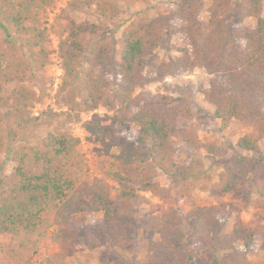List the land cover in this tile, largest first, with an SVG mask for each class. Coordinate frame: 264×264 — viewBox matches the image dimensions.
<instances>
[{
  "label": "trees",
  "instance_id": "trees-1",
  "mask_svg": "<svg viewBox=\"0 0 264 264\" xmlns=\"http://www.w3.org/2000/svg\"><path fill=\"white\" fill-rule=\"evenodd\" d=\"M55 1L0 0V28L6 35L0 41V157L6 155L10 165L8 171L0 167L1 252L22 260L29 250L37 252L51 227L56 228L52 241L60 248L54 258L61 262L75 247H96L106 235L109 242L125 247L133 229L127 220L132 209L150 204L143 193L165 202L174 193L177 202L194 203L196 184L191 178L205 169L200 150L207 148L217 155L222 151L201 144L190 94L175 102L144 90L146 70L162 72L156 52L171 28L191 45V50L178 49L181 57L177 64L213 76L202 95L214 107L221 129L236 120L253 130L239 143L248 154L236 155L225 167L224 180L213 193L225 197L237 192L248 178L264 175L255 157L264 140V0H212L205 22L200 20L203 0H178L174 10L162 9L155 18L136 15L122 32L119 62L112 60L110 40L97 43L86 54L83 36L106 32L108 23L125 10L131 11L137 0H71L67 10L92 12L105 24L72 23L65 29L68 35L60 44L65 79L56 99L68 111L35 117L33 108L44 95L38 96L26 83L32 73L45 71L49 64L48 31L41 28L40 12ZM153 1L161 0H144ZM236 15L241 23L255 19L256 26L232 31L229 18L235 22ZM114 68L120 82L111 91L108 77ZM101 105L112 114L107 117L109 125L98 115L82 122L81 113L93 112ZM78 123L97 139H116L118 133V154L102 164L117 185L115 197L105 185L83 181L86 163L79 150L81 140L73 133ZM44 128L46 134L40 135ZM159 171L177 188L162 187L157 181ZM82 213H103V224L80 233L72 223ZM182 219L173 209L147 219V226L159 235L150 245L151 264L193 260L185 249ZM188 219L200 248L225 251L223 259L213 264H252L247 253L257 237L264 240L263 228H253L241 219L226 234L215 206L195 207Z\"/></svg>",
  "mask_w": 264,
  "mask_h": 264
},
{
  "label": "rangeland",
  "instance_id": "rangeland-1",
  "mask_svg": "<svg viewBox=\"0 0 264 264\" xmlns=\"http://www.w3.org/2000/svg\"><path fill=\"white\" fill-rule=\"evenodd\" d=\"M178 0H161L145 3L144 0H137L131 11L125 10L117 19L108 23L109 29L95 36H83V50L86 54L90 48L105 40H110L113 44L112 60L120 61V40L123 30L137 16H147L155 18L159 15L160 10H174ZM204 10L200 15V20L205 22L209 18L208 10L212 4V0H203ZM51 8V7H49ZM68 8V7H67ZM64 9L56 18L52 30L47 29L41 17V28L48 31V41L46 46L49 50V64L47 69L41 72L31 74L26 85L35 90L38 96L44 95L41 102L37 103L33 108V116L37 117L45 114V112H67L68 108L62 109L57 104V93L60 83L65 79V63L59 49V57L62 59L63 76L56 85L54 79V67H52V57L56 52L53 48V35L59 42L68 35L65 31L72 23L81 24L85 22L95 24H105L102 19L92 12H72ZM67 10V11H65ZM64 13V14H63ZM264 18V8L262 10ZM229 18L230 29L234 32L240 27H255L256 20L247 18L243 23L239 17ZM241 24H238V23ZM166 38L162 46L156 52V64L162 65V72L158 74L153 68L146 70V83L144 90L152 95L169 96L173 101L177 102L183 99L185 94L192 96V110L195 115L194 123L199 126V140L202 145L215 147L222 151V154L209 153L207 148L200 150L199 154L205 163L204 172L191 178L196 184L194 190V203H183L175 200V194L168 201H162L152 193H143L150 201V204L136 206L132 209L130 218H127L133 225V229L129 232V245L121 247L116 242H109L108 236H104L102 243L96 247L86 248L84 246L75 247L70 255L63 262L54 258L59 253V245L52 241L55 227H51L41 239L37 252L33 253L29 250L24 259H16L8 256L0 251V264H151L150 245L159 240V235L147 226V219L156 215L161 211L169 209L179 212L183 219L180 230L184 234V245L188 257L186 264H213L216 260H222L225 251H217L214 248H200L194 239L193 223L188 216L195 207L215 206L220 210V220L224 225V232L230 234L238 219L251 225L253 228L264 229V175L261 177L248 178L238 188L235 193H229L225 197H220L213 193L214 188L224 180V170L234 157L238 154H248L242 151L239 143L251 136L253 130L244 128L238 121L233 120L227 129H221V122L214 118V107L204 99L202 91L208 89L213 76L203 69L185 70L182 69L177 61L181 55L178 49L187 48L191 50L188 39L179 34H175L171 29L166 31ZM5 32L0 28V41L5 38ZM22 49L25 51L23 44ZM61 48V47H60ZM111 83V91L118 88L120 77L114 68L109 75ZM141 92V89L137 93ZM94 115H98L104 125H109L107 119L112 114L104 106H99L93 112L81 113L82 122L93 119ZM108 120V121H107ZM188 123L184 124V126ZM46 127V126H45ZM47 128L39 131L40 135L46 134ZM73 133L80 138V153L85 160L86 166L82 173L84 182L92 184L98 182L106 186L110 194L115 197L117 195V185L108 178L103 163L112 161L114 155L118 154L119 135L116 133V139L105 137L97 139L92 133L85 130L83 123H78ZM257 164L264 168V140L259 143V149L256 153ZM181 160L185 159L184 155L180 156ZM8 171L9 164L7 156L0 157V167ZM157 181L164 188L176 189L177 186L171 178L165 173L159 171ZM206 188V190L204 189ZM103 224V213L97 214H79L72 223V226L82 233L83 230L90 232ZM256 243L247 253V257L252 264H264V248L262 247L263 238L257 237ZM241 245H238V247Z\"/></svg>",
  "mask_w": 264,
  "mask_h": 264
},
{
  "label": "built area",
  "instance_id": "built-area-1",
  "mask_svg": "<svg viewBox=\"0 0 264 264\" xmlns=\"http://www.w3.org/2000/svg\"><path fill=\"white\" fill-rule=\"evenodd\" d=\"M70 1L71 0H56L51 8H47L42 12L43 24L47 29L52 30L56 18L60 15L61 11L68 7ZM51 38L53 40V48L56 51L52 57V67H54V79L57 85L63 76V64L62 59L59 57V42L53 35H51Z\"/></svg>",
  "mask_w": 264,
  "mask_h": 264
}]
</instances>
